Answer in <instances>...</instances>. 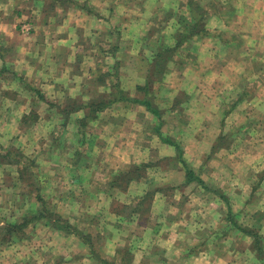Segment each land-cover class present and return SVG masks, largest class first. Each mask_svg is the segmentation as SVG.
Instances as JSON below:
<instances>
[{
	"label": "crops",
	"instance_id": "obj_1",
	"mask_svg": "<svg viewBox=\"0 0 264 264\" xmlns=\"http://www.w3.org/2000/svg\"><path fill=\"white\" fill-rule=\"evenodd\" d=\"M51 1H0V145L5 147L7 144H18L24 149L29 136L38 137L40 144L42 142L47 144L43 141V137L38 136L36 130H41V135L49 136L45 139L52 148L57 144L71 148L72 145L75 146L77 140H80L82 145L88 144L94 133L89 136V132L86 131L85 138L83 136L79 138V135L78 138L74 135L73 138H68L67 134L64 138L61 134V138H57L59 134L52 135L50 132H68V129L69 131L77 129L71 123L66 124L62 118L61 111L66 105V100L76 99L81 95L84 98L82 102L101 94L100 88L103 85L99 83L98 78L101 72L113 68L117 73L118 82L122 84L123 89L129 91L130 100L117 101L121 108H113L110 105L97 111L96 120L92 122L94 129L98 133L103 131L104 140H108L107 143L99 137L97 140L99 149H106L110 145L108 149L109 151L113 149V154L94 150L93 155L87 151L84 157L72 156L69 160L74 162L73 167L76 169L72 168L73 172H71L66 166L59 165L58 161L65 162L63 159L58 160L57 155L44 153L39 165L41 170L44 169L46 177H49V186L48 188L46 184L41 186V194L51 197L49 193L54 190L52 196H56L61 183L60 178L65 179L64 174L67 171L69 175L66 183L70 188L69 193L62 198L65 206L60 205V207L66 211L67 207L71 208L77 204L71 208L73 211H78L76 215L71 216L73 220L66 217L72 226L77 219L86 217L85 212L92 215L88 216V219H94L96 231L104 242L101 243L102 257H114L116 248L127 246L129 243L137 248L138 244L151 242L154 247L149 246L146 254L136 258L139 264H249L244 260L255 256L247 252L236 255L233 241L235 233L240 234V241L250 238V230L255 224L249 222V216L245 215L254 213L252 212L254 209L260 211L255 215V221L258 222V227H261V235L264 234V222L261 223V220L264 221V0H230L232 6L222 8L223 13H219L215 8L203 10L209 17L205 27H208L213 37L212 40L209 38L204 43L211 46L209 55L205 52V46L199 44L200 50L202 49L205 55L203 60L195 65L187 62L180 67L182 68L180 71L176 70L175 73L169 74L171 78L167 82L168 93L171 92L172 97L177 91L188 94L194 105L193 125L197 123L199 126L198 131L192 136L189 126L184 129L187 131L186 136L189 137L187 142H191V144L187 142L182 144L184 147L182 159L192 170L188 174L177 159L173 145L163 141L157 143V153L151 152L152 145L148 144L150 139L146 130L153 126L154 131L163 129L158 127V124H154L151 118L156 114L133 99L139 98L135 90L136 86L145 83L152 64L151 60L144 57L139 59L141 52L152 49V46H146V43L140 41L145 29L155 17L151 8L159 7L157 3L160 2L165 9L174 4L177 9L179 3L184 5L189 0H56L50 12L47 11L46 6ZM26 13H33L31 15L36 20L29 33L22 31L20 27L17 29L15 24L27 20L23 17ZM6 16L12 17L5 18ZM215 16L218 17L216 24ZM208 42L215 45H210ZM237 50L240 52H235ZM239 53L244 56L241 57ZM254 53L260 57L261 75L253 73L257 70L253 72L248 70L250 69L248 66H251L250 61H256L253 57ZM253 65L258 66L257 63ZM169 66L174 69L173 65ZM207 73L209 79L212 75L211 83L216 88L212 94H207L203 90V85H207L208 82ZM247 73L251 74L255 83L262 82L259 91L250 101L246 99L249 94L246 92L240 94L236 91V100L231 106L227 103L228 107L226 104L209 105L210 100L223 97L219 84L227 79L238 81ZM250 79L245 78L247 81ZM165 81L166 78H162L161 83L159 82L161 88ZM21 82L28 86L23 87ZM89 83L95 85V88L90 92L81 93L84 84L89 85ZM164 90L166 91V88ZM230 93L232 94L233 91ZM149 97L152 106L160 113L159 103L165 99L162 98L158 102V92L154 89L149 93ZM175 100L180 102L178 95ZM239 104L242 105L238 106ZM107 111L110 113L106 118ZM31 113L36 116L33 122L31 119L22 121L24 115ZM77 113L85 114L82 110ZM234 113L243 116V120H238L241 121L239 126L233 124L230 133L243 135L241 147L244 150L234 153V149L227 147L226 151L235 160L231 162L240 163L242 166L244 164L242 161L250 163L251 158H257L258 168L251 173L256 174L257 181L253 182L248 172L252 167L248 166L247 172H238V165L235 164L237 166L225 174L217 172L218 169L215 170L216 172L213 171L215 177L222 180L209 185L204 176L189 164L191 158L201 154L202 150L208 151L212 144V139L199 132L202 122L197 118L201 116L204 120L203 116L206 115H223L226 116L227 121V118ZM25 126L28 131L32 130V134L27 136V133L25 134L27 131L21 130ZM14 130L21 134L15 136L17 132ZM43 130L47 132L44 133ZM207 130L216 131V128L208 126ZM220 132L219 126L215 139ZM250 135L251 137L257 135L256 142H262L259 146V149L263 148L259 151L261 154L245 156L248 148H252ZM30 137L29 146L31 140L35 139ZM62 141L67 146L61 144ZM220 141L218 144H221ZM231 144L233 146L235 143ZM226 145L230 144L223 143L221 147L224 148ZM191 151L192 155H187ZM237 153L240 155L234 158ZM162 159L166 160L163 166L156 164ZM83 160L88 164L83 165L81 170L77 169ZM128 165L131 167L144 165L146 169L138 177L136 173H129L131 167L129 169L124 167ZM4 175L5 172L0 167V183ZM44 179L43 177L42 181ZM152 186L153 190H151ZM41 194L33 196L34 199L41 198ZM206 194H212L214 197ZM78 195L81 196L80 199L75 198ZM147 199L149 202L146 204ZM235 202H241V211L245 214L242 215V220H245V223H237L232 216L227 217L225 214L221 216L222 209L227 205L228 211H232ZM115 205H119L118 210L115 209ZM207 206L211 214L206 211ZM32 207L37 208V205L32 204ZM26 209L20 208V214ZM203 219L209 220L212 224L201 223ZM88 225L82 222L84 228L88 229ZM196 225H204L207 228L205 232L198 229L195 233V230L194 232L191 230L195 229ZM234 228L237 229L233 230ZM36 229L44 231L47 230V226L39 222ZM156 230L165 232L158 237L154 234ZM48 232V236H39L40 239L35 236L29 239V242L20 241L23 238H15L17 241L12 242L11 246L1 247L0 264H12L15 260L18 264H27L26 259L31 257L29 254H24L22 249L45 243H59L60 248L58 247V252L55 249H52L54 252L48 250L49 261L44 260L38 264H99L77 233L73 232L75 234L73 235L52 230ZM168 232L171 234L168 235ZM77 244L80 245L76 246ZM221 246L229 249L219 254L216 250ZM30 254L32 255L31 252ZM259 255L264 259L262 250ZM259 255L257 259H261ZM258 262L264 264V261Z\"/></svg>",
	"mask_w": 264,
	"mask_h": 264
},
{
	"label": "rangeland",
	"instance_id": "obj_2",
	"mask_svg": "<svg viewBox=\"0 0 264 264\" xmlns=\"http://www.w3.org/2000/svg\"><path fill=\"white\" fill-rule=\"evenodd\" d=\"M1 1V0H0ZM11 2V1H10ZM224 2V3H223ZM223 2L221 0H189L188 3L186 4H182L179 3V8L177 7V9H175L176 4L169 6V8L165 9L162 7L161 3H157L159 5V7L157 8H151L153 10V16L155 15V17L153 18V20H151V23L149 25V27L147 29H145L146 31L143 33V35L141 36V43H146V46H152V49H148L146 51L141 52L142 55L139 57V59H143L142 57H144V59H148L153 61L155 58V55L158 51H160L161 49H169L172 50L170 52V57L167 58L166 62L164 63V65L159 66L156 70H154L153 75L148 77V79H150V84H148L146 86L147 88V92L144 93L143 89L145 88V84H147V79L145 80V83L141 86L142 89L141 90H136L137 95H139V99H144V98H151L149 97V93L151 92L152 89H154L155 91L158 92V102L164 98V101H160L159 105L160 107V113L159 116H153L151 117L153 119L154 124H158L157 126L162 128L163 130L161 131H154V126L151 128H148V130H146L147 135L149 136L150 142H148L149 145L151 146V152L152 153H157L158 149H157V143L163 142L161 140V136L163 137H169L171 140H173L174 142H177L178 144H180V148L182 150V153H184V147L182 146L183 143L187 142V140L189 139L188 136H186L187 131H184L185 127L189 126V132L192 136V134L194 132L198 131V124L196 123V125H193V100L191 101L190 98H188V94L186 95L183 91H177L176 95L174 97H172L171 92L168 93L167 88L168 87V80L171 78V72L180 71L182 68V66H184L185 64L191 63V64H199L198 61H202L203 58L205 57V55H203V50L199 48V44L205 46V52L207 55L209 52V48L211 46H208L204 43L205 40L211 38V40L213 39V37L210 34V31L207 29L208 27H205L204 32H201V28L203 26H206L209 17L206 16L205 11L209 10V9H213L215 8L216 11H218L219 13L222 12L223 10L222 8H230L232 6V2L230 0H223ZM56 4V0H52L51 2H49L47 4V11H52V6L54 7ZM5 5L3 4L2 7H4ZM7 7V5H6ZM174 7V8H173ZM203 9L201 10L200 9ZM9 8V7H7ZM25 10V9H24ZM50 11V12H51ZM27 12V11H26ZM49 12V13H50ZM205 13V14H204ZM33 13H26L23 17H26L27 20L22 21L21 18L19 22L15 23L17 26V29L20 27V29L26 33H29L32 31L33 26L36 24V20L33 17V15H31ZM228 15V14H227ZM226 15V17H227ZM218 16V14L216 15ZM215 16V24H216V19H218V17ZM12 16H6L5 18H9ZM11 21H13L12 19H10ZM153 26V27H152ZM213 34V33H212ZM21 36V35H20ZM22 37V36H21ZM26 37V36H25ZM23 40V39H21ZM208 44H213L212 42H208ZM215 45V44H213ZM220 50V49H219ZM222 52L224 51V49L221 50ZM235 52H240V51H235ZM239 55L241 57H243L244 55L242 53H239ZM255 56L254 60L256 61H250L251 66L248 68V70H250V72H253L255 74V72L259 75L262 74L261 72V67L259 66L260 64V57L256 56V53H254ZM257 63L258 66H254V63ZM169 65H173L174 69H172L171 66ZM203 71V70H202ZM249 72V73H250ZM245 74L243 76V78H239L238 81H233L230 79H227L226 81H223L224 83L219 84L220 85V92L222 93V98L220 99H215L210 100L209 101V105L215 106H222L224 104H228L229 106H231L234 103V100H236V91H239L240 94H243V92H246L247 95L246 99H249L247 101H250L251 98L253 97L254 94H256L260 87H261V83L260 82H256L253 81V77L251 76V74ZM102 74H107V76H104V80L105 83L103 84V82H99L101 85H103V87L100 88V91H102V97L104 99H111L113 98L117 93H116V88L114 85L115 80L117 79V76L115 75V69H109L107 72H101ZM208 74V73H207ZM209 74L207 75V80L208 82H206L207 85H203V90L206 91L207 94H212L214 89H216L213 85H212V75L211 78L209 79ZM100 77V76H99ZM246 77L251 78L250 81L245 80ZM162 78H166V81L163 82L162 84V88L161 85L159 84V82L161 83ZM108 79V80H107ZM149 82V81H148ZM23 87H27L28 85L24 82H21ZM171 84V83H170ZM138 86V85H137ZM160 86V87H159ZM211 87V88H210ZM95 88V85H93L92 83L88 84H84L83 89H81V93L84 91H92ZM164 88H166V91L164 90ZM118 89L120 91H125L127 94V96L129 95V91L126 89H123L122 84L119 83ZM96 90V89H95ZM160 90L162 92H160ZM233 93L231 94L230 92ZM96 92V91H95ZM87 93V92H85ZM251 93V94H250ZM100 94V95H101ZM178 95L180 102H177V100H175L176 96ZM81 95H79V97H77L74 100L80 101L82 99H84ZM97 96V95H96ZM99 96V95H98ZM162 96V97H161ZM166 96V97H165ZM101 97V98H102ZM129 97V96H128ZM213 97V96H212ZM87 98V97H86ZM69 99V98H68ZM67 101V100H66ZM89 100H84L82 102L86 103ZM175 101V102H174ZM207 102V101H206ZM115 104H109L108 106L111 105V107L113 108H121V105L117 104L119 102L115 101ZM139 105H141L140 103H138ZM226 104V107H228ZM242 104H239L238 106H241ZM80 111V110H78ZM84 111V110H82ZM74 113V114H72ZM67 116H63L62 118H64L66 124L71 123L73 125H75L74 127L77 129H74L73 131H69V129L66 131H53L50 132V134L52 135H56L59 134L57 138H61L60 134L62 135V137L64 138V136L67 134L68 138L71 137L73 138L74 136L78 138L77 135H79V138H82V136L84 137V133L86 134V131L89 132V136L91 133H94V137H91L89 142H87L88 144H80V140L77 142H75V146L72 145V147H68L67 144L62 141L61 144H65V146L67 147H63V146H59V144H57V146H54V148L50 147L49 143L47 142V139H45V137H49L46 134L41 135L40 131L41 130H36L35 132L38 133V136L43 137V141H46L47 144H44L42 142V144H40V141L38 139V137H33V136H29L30 138H35L33 140H31V145L29 146V137H27L26 139V143H25V148L21 149V147L17 144V145H12V144H7L4 146H1L3 149V152H10V156L8 157L7 160H11V162L16 158V156L14 155V152H16V150H18L19 152H21L22 157H20L18 163L14 164V163H3L0 164V167L3 168V171L5 172V175L2 177L1 183H0V228L4 226L5 223H15L21 220V218L23 216H27L28 218L33 217L34 214L41 210L43 207L45 209H47L48 211L52 212L54 215H61V217L65 220H73L72 219V215H76V213L78 211H73L71 210V208H74L77 204L73 205L71 208L67 207V210L64 211L61 207L65 206L64 202L62 200L63 197L66 196V194L69 193V186L66 183V180L68 179V175H67V171L64 174L65 179H61L60 178V186H59V190L56 191V193H58L56 196H52L53 193H55V191H50L51 193H49V196L51 194V197L46 196V194H41L40 189L41 186H45V184L47 185V188L49 186V177H46V173L44 171V169L40 168V159L41 156L44 153H52L53 155H57V159L61 160L63 159L65 162H59V165H62V167L66 166L67 168L71 169V172H73V169H76V167H73V161L69 160V158L71 159L72 156L77 157V158H81L84 157L85 154L87 153V151L90 152L91 155H93V151L94 150H98L99 153H109L112 152L113 154V149L112 151H109V147L106 149H99V142L97 141L99 139V137L101 138V140L105 141L103 138V131H100L99 133L94 129V125H92V122H94L96 120L95 117H97L98 114H96L95 117L93 118H84V115H81L80 113H77V111L72 112ZM76 113V114H75ZM85 113V111H84ZM110 112L107 111V115L106 118L108 117V114ZM208 113V112H207ZM206 113V114H207ZM59 117V116H56ZM226 116L223 115H206L202 117H198L197 120H200V122H202V125L200 126L201 129H199V132L202 133L203 136H206L209 139H212V144L209 146V150L205 151L202 150L203 152L201 154H199L196 157L191 158L189 164L191 167H194L196 169V171H199L205 178L206 182L211 185L214 184L215 182H217V180H222V178L218 179V177H215L214 172L215 170H217V172H220L222 174H225V172H228L231 168L234 169L235 166L238 165V172H247V167L250 166L252 167L251 170H249L248 172H250V174L255 170H257L258 166V159L256 160L255 158H251L250 159V163L248 162H244L242 161L244 164L242 166V164L240 163H233L235 162V160L232 159L231 154H229L226 151L227 147H230L231 150H235L234 153L241 152L242 150H244L243 147H241V144L244 140V137L241 133H237L233 132L230 133V127L233 124H236L235 126H239V124H241V121H238L239 119L243 120V116L238 115L237 113H234L233 115H231L230 117L227 118V121L225 120ZM84 118L86 124L82 125L80 123V120ZM220 119L222 120L220 122ZM32 121V120H31ZM33 122V121H32ZM215 123V124H214ZM220 123V124H219ZM190 124V125H189ZM87 125H89V128H87ZM208 126H212L214 129L216 128V131L213 130H207ZM219 126L221 128V132L219 133V135L216 137V133L218 132ZM79 128V129H78ZM192 128V131H191ZM21 130H26L27 132H25V134L27 133V136L29 134H32V130L30 129V131H28L29 129L25 126L23 127V129ZM15 132H17V130H14ZM44 131V130H43ZM47 131H44V133H46ZM49 133V132H48ZM160 133V134H159ZM255 133V132H253ZM21 133L17 132L15 136H19ZM64 134V135H63ZM74 135V136H73ZM102 135V136H101ZM11 136L13 137L14 135ZM88 136V139H89ZM143 137V134H142ZM141 137V138H142ZM251 137V135H250ZM52 138V137H51ZM85 138V137H84ZM221 138V141H220ZM36 140V141H35ZM66 140V139H65ZM94 140V142H93ZM251 146L252 148H248L246 155L248 154H257L260 153L259 151L263 150V148L259 149V146L261 145L262 142H256L258 140V136L255 135L253 137H251ZM22 141V140H21ZM218 141H220L221 144H218ZM15 142V141H14ZM108 143V140L105 141ZM95 143V145H94ZM165 143V141H164ZM189 144H191V142H187ZM223 143H229V146H225L224 148H222V144ZM231 143H235V147L234 145L232 146ZM239 144V146H237ZM148 145V146H149ZM156 145V147H155ZM36 146V147H34ZM174 147V146H173ZM43 148H45V150H43ZM84 149V150H83ZM221 149V150H219ZM32 150V151H30ZM35 153H34V152ZM176 156H177V152L175 150ZM192 151L187 153V155L189 154V156H191ZM94 154H96V152H94ZM261 154V153H260ZM263 154V152H262ZM240 153H237V155L234 158H237V156H239ZM156 156V155H154ZM10 158V159H9ZM202 159H205V161H201ZM208 159V160H207ZM194 160H196L194 162ZM233 161V162H231ZM163 162V164H162ZM166 162L165 159H162L161 162H156V164L163 166L164 163ZM80 163V162H79ZM88 164V162L86 161H82L79 166L77 167V169L81 170L82 166ZM193 164V166H192ZM237 164V165H235ZM153 166L155 164H152ZM195 165V166H194ZM198 165H203V167H198ZM151 166V167H153ZM157 166V165H155ZM227 166V167H226ZM126 169H129L131 166H124ZM149 167V168H151ZM132 168V169H131ZM128 171L129 173H136L138 175V177H140L144 171H145V166L142 165L141 167L134 165L133 167H131ZM148 168V169H149ZM19 169H22V173H19ZM153 169V168H152ZM153 171V170H151ZM216 172V171H215ZM22 174L23 178L19 179V175ZM73 175V173L71 174ZM43 177L45 178L44 181ZM251 177L253 178V182L257 181V176L256 174H251ZM123 182V181H122ZM214 182V183H213ZM259 188V186H258ZM257 188V189H258ZM44 190V189H43ZM151 190H153V186L151 187ZM38 194H41V198H37L34 199L33 196H39ZM210 197H214L212 196V194H206ZM258 196V195H257ZM77 197L80 199V195L75 196V198L77 199ZM260 197V196H259ZM69 199V198H68ZM261 200V199H260ZM262 201V200H261ZM149 202V199H147L146 204ZM241 203V202H240ZM240 203H234V211L227 209V205L226 208L222 209L223 213H221V216H223L224 214L227 217H233V219H236V222L239 224L245 223V220H242V215H245L242 213L241 211V204ZM32 204L35 206L37 205V208L32 207ZM61 205V207H60ZM41 206H43L41 208ZM27 208L25 211H22L21 214L19 212L20 208ZM119 205H115V209L118 210ZM206 211H208V214H211L210 209L208 208V206L205 208ZM227 209V210H226ZM255 210V209H254ZM252 211L254 213H250V214H246L245 216H249V222L254 223V227L252 228V230L250 231H254L257 233L258 236V244H256V236L254 237V235L250 234V238H247L249 241H247V239H245L246 241H240L239 240V235L235 233V240L233 241V249L235 248V254L239 255L242 252H247L248 254H253L255 257H249L247 260L244 261H248L249 264H260L258 261H264V259L261 258V256L259 255L261 250L262 252H264V234L261 235V227H258V222L255 221V215L258 214V212L260 213V211ZM126 212V211H125ZM227 212V213H226ZM262 213V212H261ZM68 214V215H67ZM83 214V212L81 213ZM86 217L82 218V219H77L74 226L75 229L78 231H83V233L89 235L90 239H92V246L93 248L98 251L99 253L101 252L103 245L101 244L103 242V240H101L100 235L97 233V227L96 224L93 222L94 219L90 220L88 219V216H92L91 214H89L88 212H85ZM263 214V213H262ZM58 215V216H59ZM80 215V214H79ZM69 217L68 219H66V217ZM264 217V214H263ZM55 219V217H54ZM53 219V220H54ZM196 220V219H194ZM197 221V220H196ZM39 222H42L44 224V226H47V230L41 231V230H37V224ZM82 222L84 223H88L89 227L88 229L84 228L82 226ZM264 222L261 220V223ZM99 223V222H98ZM201 223L203 224H212V222H209V220H202ZM212 226V225H211ZM207 227H205L204 225H196L195 229H192L191 231L195 233H197L198 229L199 230H203L205 232ZM242 227H240L241 229ZM237 228H234L233 230H236ZM28 232L27 233V237L23 238L20 241H25V242H29V239H33L35 236H45V235H49L48 230H52L54 232L59 231L62 232L63 234H73V232L69 233L65 230H59L57 227H54L53 224H51L50 222H46L44 221H35V222H31L29 228H27ZM259 231V232H258ZM164 230L163 231H158L156 230V232H154L155 235L161 236L162 234H164ZM171 232H168V235H170ZM29 235V236H28ZM47 235V236H48ZM75 235V234H73ZM152 234H150L151 236ZM199 236H202V234H197ZM261 236V237H260ZM40 239V237L38 238ZM238 239V240H236ZM29 240V241H28ZM17 240H15V238L11 239L9 242H6L5 244H0V248L1 247H6V246H11V243L15 242ZM12 243V244H13ZM104 243V242H103ZM87 249L91 247H89V245L87 243H85ZM68 245H74V244H68ZM80 244H77L76 246H79ZM51 246V247H50ZM149 246H153L154 244H151V242H143L141 244L137 245V248H134L132 246V244L129 243V245L127 246H123V247H118L116 248L117 251L115 253V257L117 258H125V259H129V264H139L138 259L140 255L146 254V250H148ZM17 246H14V248ZM58 247L60 248V244L59 243H45L44 245H39L36 247V245L34 246H30L29 249H22L25 253L24 254H29L31 259H26L27 260V264H38V262L40 263L41 261H49V257L47 255V251L51 250L52 252H54L55 249L56 252H58ZM85 247V248H86ZM101 248V249H100ZM162 248V247H160ZM259 248L261 250H259ZM227 249L229 248H225L224 246H221V248H219L218 250H216L217 253H224L227 251ZM232 249V250H233ZM161 250V249H160ZM30 252L32 253V255L30 254ZM55 252V253H56ZM43 253H45V255H43ZM111 253V252H109ZM108 253V254H109ZM238 253V254H237ZM57 254V253H56ZM256 254V255H255ZM259 255V257L261 259H257V256ZM60 256V255H57ZM63 256V255H62ZM106 256V255H104ZM217 261V260H215ZM13 262V261H11ZM214 263V262H213ZM6 264V263H5ZM12 264H18L16 262V260L12 263Z\"/></svg>",
	"mask_w": 264,
	"mask_h": 264
},
{
	"label": "trees",
	"instance_id": "obj_3",
	"mask_svg": "<svg viewBox=\"0 0 264 264\" xmlns=\"http://www.w3.org/2000/svg\"><path fill=\"white\" fill-rule=\"evenodd\" d=\"M200 9H201V7H200ZM201 10H203V9H201ZM201 26H202V28L200 30H201V32H204L205 26H203V25H201ZM171 51L172 50H169V49H161L160 51H158L156 53L155 58L152 61V64L148 70L147 82H146L147 84H145V88L143 89L144 93L147 92L146 86L148 84L152 83V82H150V79H148V77L152 76L154 73L153 71L156 70L159 66L164 65L167 58L170 57ZM0 73H1V71H0ZM116 74L117 73L115 72V75ZM104 76L106 77L107 74H102V75L100 74V77L98 78L99 82H103V84L106 81V80H104ZM114 85H115L117 94L111 99H104L102 97V94L101 95L99 94V96H96V97L90 99L86 103L80 102V101H77L74 99H70V98L67 99L66 105L63 107V110L61 111L62 115L68 117V115L74 111L84 110L85 111L84 118H93L96 116L97 111H101V110L105 109L106 107H108L109 104H112L115 101L130 100V98L126 95L127 93L125 91H120L118 89V86H119L118 79L115 80ZM142 87L143 86L138 85V86H136V89L141 90ZM133 101L144 105L147 109L151 110L153 113H155L157 116H159V111L154 106H152L153 104L149 98H147V97L144 99L137 98V99H133ZM35 118H36V116L31 113L28 115H24L22 118L23 119L22 121H26L27 119L34 120ZM84 118H82L80 120V123L82 125L85 124ZM161 140L174 146V148L177 152V159L181 162L182 166H184L187 174L191 173L192 170L189 168V166L182 159V150L180 148V145L177 142H174L173 140H171L169 137L161 136ZM14 155L16 156V158L12 162H11V160H7L8 157L10 156V152L9 151L3 152L2 147H0V164H3V163H14V164H16V163H18L20 157H22V154H21V152L16 150V152H14ZM19 173H22V169H19ZM22 178H23V175L20 174L19 179H22ZM58 215L57 214L54 215L52 212L48 211L47 209H45L43 207L41 210L37 211L33 217L28 218L27 216H23L21 218V220L18 222L5 223L4 226L0 228V244H5L6 242H9L13 238L22 239V238L27 237V233H29L27 228H29L31 222L44 221L45 220V223L50 222L51 224L54 225V227H57L59 230H62V231L65 230L66 232H69V233L74 232V233H77V235L81 236V238L85 241V243H87L89 245V247H91L90 252L93 255V257H96L99 264H129V259L117 258L115 256L112 258L102 257L101 254L93 248V246H92L93 242H92V239H90L89 235L83 234L82 231L81 232L79 230L77 231L75 229V227L72 226L68 222V220L63 219L61 217V215H59V216ZM54 217H55V219H54ZM250 233L256 236V238H257L256 244H258L259 241H258L257 233L254 231H250Z\"/></svg>",
	"mask_w": 264,
	"mask_h": 264
}]
</instances>
